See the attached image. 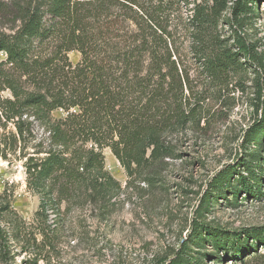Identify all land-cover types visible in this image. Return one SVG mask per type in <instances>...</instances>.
<instances>
[{
  "label": "trees",
  "instance_id": "1",
  "mask_svg": "<svg viewBox=\"0 0 264 264\" xmlns=\"http://www.w3.org/2000/svg\"><path fill=\"white\" fill-rule=\"evenodd\" d=\"M229 1L212 0L210 5L194 0L186 20L182 4L189 5V0L0 4V13L13 15L15 24L12 32L0 31V54L5 55L0 60V87L12 93L1 102L2 114L6 121H14L21 139L30 117L42 129L25 164L28 187L41 198L37 217L48 209L59 211L60 202L103 197L119 187L105 167V148L111 149L129 178L153 185L166 159L180 157L178 143L169 136L189 125L200 126L198 113L189 109L198 84H213V78L223 80L249 66L264 72V57L244 31L261 0H234L232 6ZM228 8L232 30L222 38L219 24ZM72 51L80 53L77 63L71 60ZM193 67L198 71L195 77ZM257 86L264 106V73ZM59 110L63 115L57 117L54 112ZM244 142L259 149L251 153L252 160L240 163L244 172L228 166L210 181L190 241H183L176 257L159 264H207V253L190 252L192 243L204 247L207 241L213 242L217 264H223L221 252L231 253L234 264L264 258L258 252V247L264 249V226L234 234L200 219L227 192L236 201L243 191L263 199L264 118L247 130ZM5 148L1 141L2 157ZM8 211L0 193V219ZM14 228L18 239L21 228ZM11 247V232L0 221L1 260L8 259Z\"/></svg>",
  "mask_w": 264,
  "mask_h": 264
},
{
  "label": "rangeland",
  "instance_id": "2",
  "mask_svg": "<svg viewBox=\"0 0 264 264\" xmlns=\"http://www.w3.org/2000/svg\"><path fill=\"white\" fill-rule=\"evenodd\" d=\"M6 1L0 0V4ZM206 1L212 4V0ZM229 2L232 6L234 0ZM182 6L186 20L194 0ZM257 10L247 19L244 31L248 42L255 44L264 57V0ZM6 15L0 13V31L9 33L15 24L13 15ZM230 16L228 8L220 19L222 38L231 35L232 26L227 21ZM188 44L187 40L184 46ZM69 55L73 63L80 60L78 51ZM3 59L5 55L1 53L0 60ZM191 71L194 77L198 75L195 67ZM263 73L258 67L256 71V67L249 66L246 72L223 80L213 78V84H198L189 109L198 113L200 126L189 125L169 136L178 143L180 157L166 159L167 164L153 185L129 178L111 149L105 148V167L119 187L103 197L60 202L59 211L48 209L38 217L41 198L28 187L25 164L34 154L42 129L30 117L26 137L21 139L14 121H6L2 114L1 102L12 98V93L0 87V142L6 144L4 157L0 156V193L9 205L0 221L12 235L11 255L0 259V264H159L176 257L183 241H190L193 221L210 181L228 166H238L244 172L240 163L252 160L251 153L259 150L253 143L245 146L244 136L256 121L264 118V106L257 97V81ZM54 115L59 117L63 112L55 111ZM200 219L213 229L234 234L264 226V197H248L243 191L236 201L227 192V197L221 195L212 210ZM17 225L21 228L18 239L14 228ZM191 247L193 256L204 252L207 264H217L212 241L205 242L204 247L193 243ZM258 252L264 253V249L258 247ZM220 256L223 264L235 263L231 253L221 252ZM245 264H264V258Z\"/></svg>",
  "mask_w": 264,
  "mask_h": 264
}]
</instances>
